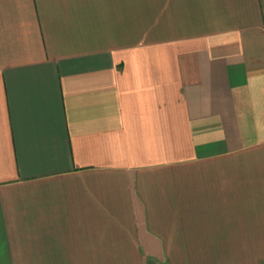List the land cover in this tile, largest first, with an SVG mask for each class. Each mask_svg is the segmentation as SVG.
Instances as JSON below:
<instances>
[{"label":"crops","instance_id":"crops-1","mask_svg":"<svg viewBox=\"0 0 264 264\" xmlns=\"http://www.w3.org/2000/svg\"><path fill=\"white\" fill-rule=\"evenodd\" d=\"M0 264H264V0H0Z\"/></svg>","mask_w":264,"mask_h":264}]
</instances>
